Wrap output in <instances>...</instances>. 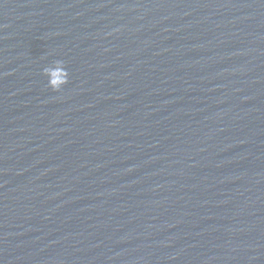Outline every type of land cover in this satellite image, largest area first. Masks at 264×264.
I'll return each instance as SVG.
<instances>
[{
	"label": "water",
	"instance_id": "obj_1",
	"mask_svg": "<svg viewBox=\"0 0 264 264\" xmlns=\"http://www.w3.org/2000/svg\"><path fill=\"white\" fill-rule=\"evenodd\" d=\"M0 264H264V0H0Z\"/></svg>",
	"mask_w": 264,
	"mask_h": 264
},
{
	"label": "clouds",
	"instance_id": "obj_2",
	"mask_svg": "<svg viewBox=\"0 0 264 264\" xmlns=\"http://www.w3.org/2000/svg\"><path fill=\"white\" fill-rule=\"evenodd\" d=\"M53 83H55V82H53Z\"/></svg>",
	"mask_w": 264,
	"mask_h": 264
}]
</instances>
